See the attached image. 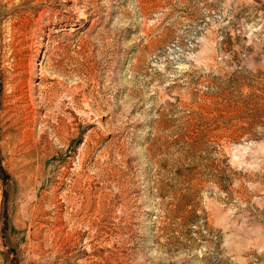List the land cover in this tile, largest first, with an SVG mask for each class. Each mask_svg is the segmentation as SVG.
Wrapping results in <instances>:
<instances>
[{
  "label": "rangeland",
  "instance_id": "374dc122",
  "mask_svg": "<svg viewBox=\"0 0 264 264\" xmlns=\"http://www.w3.org/2000/svg\"><path fill=\"white\" fill-rule=\"evenodd\" d=\"M0 264H264V0H0Z\"/></svg>",
  "mask_w": 264,
  "mask_h": 264
}]
</instances>
